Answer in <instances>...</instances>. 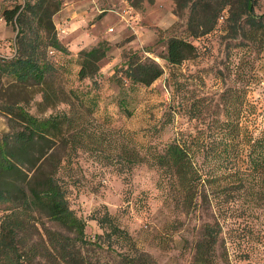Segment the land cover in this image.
<instances>
[{
    "label": "trees",
    "instance_id": "trees-1",
    "mask_svg": "<svg viewBox=\"0 0 264 264\" xmlns=\"http://www.w3.org/2000/svg\"><path fill=\"white\" fill-rule=\"evenodd\" d=\"M173 1L176 11L185 8L187 14L183 34L166 37L162 58L178 65L193 57L197 47L192 39L220 24L225 61L214 75L223 87L215 96L185 100L184 92H178L185 83L172 74L173 101L200 125L179 130L160 149L143 146L121 127L103 125L65 87L52 57L55 50L68 49L54 22L63 0L1 5L0 14L15 34L12 56H0V75L17 85H36L41 108L64 106L37 115L21 102H8L10 130L0 134V264H159L104 205L89 214L100 230L86 233L85 218L68 200L79 150L100 153L118 171L147 162L158 172V187L170 191L181 212L199 209L209 215L192 241L189 264H231L230 248L249 258L256 244L264 245V122L251 121L256 103L246 89L224 80L238 52L244 51L254 67L264 48V12L255 11L256 0ZM109 49L103 39L81 47L79 79L88 78L96 89L103 73L100 61ZM123 57L115 66L120 76L112 75L120 85H149L164 71L137 50Z\"/></svg>",
    "mask_w": 264,
    "mask_h": 264
},
{
    "label": "rangeland",
    "instance_id": "rangeland-1",
    "mask_svg": "<svg viewBox=\"0 0 264 264\" xmlns=\"http://www.w3.org/2000/svg\"><path fill=\"white\" fill-rule=\"evenodd\" d=\"M19 1L22 0H1L0 3ZM60 8L55 23L57 35L64 45L70 40V50H55L52 57L61 70L65 87L72 89L91 108L96 120L105 126L128 130L137 142L156 149L179 130L192 131L200 125L198 119H189L173 101L170 76L173 74L185 83L178 91L184 92L185 100L220 92L223 81L214 75L216 68L224 69L225 61V38L220 24L192 39L197 47L193 57L181 64L169 65L162 58L165 39L172 33L183 34L187 14L185 8L176 11L173 0H63ZM78 8L85 9L80 17L73 14ZM255 11L264 12V0H256ZM14 34L15 29L8 24V53L6 50L0 53L10 56ZM102 39L110 44V49L100 61L103 73L95 89L88 78L77 76L78 51ZM129 50L154 58L163 66L162 75L149 85L127 81L120 85L112 75L116 72L120 76V67L115 66L122 63L124 53ZM232 61L231 71L224 80L231 82V79L236 86L246 89L248 98L256 103L251 121L260 125L264 122V48L253 68L244 51L232 56ZM39 99L36 85H17L11 83L10 77L0 75V134L10 130L8 102H21L37 115H46L64 106L41 108L36 104ZM166 118L169 120L165 121ZM104 160L98 152L79 150L73 162L75 181L70 185L68 200L75 212L85 218L86 233L93 236L100 230L89 214L104 205L131 233L138 246L150 252L159 264H189L192 241L209 215L199 209L189 214L181 212L174 206L170 191L158 187V172L147 162L138 163L127 172L118 171L114 163ZM259 245H255L249 258L238 257L237 250L230 248V263L264 264V245Z\"/></svg>",
    "mask_w": 264,
    "mask_h": 264
},
{
    "label": "crops",
    "instance_id": "crops-1",
    "mask_svg": "<svg viewBox=\"0 0 264 264\" xmlns=\"http://www.w3.org/2000/svg\"><path fill=\"white\" fill-rule=\"evenodd\" d=\"M115 1V0H113ZM1 2V0H0ZM0 8H1V3H0ZM85 11V9H81V8H78L76 9V11H74L73 14L77 15V16H82L83 15V12ZM60 13H57L54 15V22L56 23L57 21V16L59 15ZM75 31V30H74ZM86 33H90V31H86ZM70 41V40H69ZM69 41L67 42L68 44V49H69ZM92 44V43H91ZM90 45V44H88ZM87 45V46H88ZM82 47H85V46H82ZM81 48V47H80ZM79 48V49H80ZM12 50V52L9 53L10 56L7 55H4L2 54V52L0 53V55L2 56H5V57H11L12 54L14 53V43L13 45L11 46L10 48ZM3 50H6V52L8 53V24L5 22V20L3 19V17L1 16L0 14V51H3ZM70 50V49H69Z\"/></svg>",
    "mask_w": 264,
    "mask_h": 264
}]
</instances>
